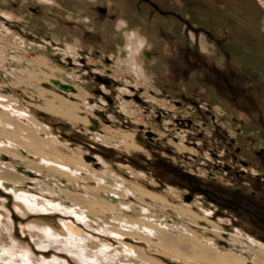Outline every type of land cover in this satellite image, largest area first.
<instances>
[{
  "label": "rangeland",
  "instance_id": "rangeland-1",
  "mask_svg": "<svg viewBox=\"0 0 264 264\" xmlns=\"http://www.w3.org/2000/svg\"><path fill=\"white\" fill-rule=\"evenodd\" d=\"M42 1L0 0V22L30 45L24 58L46 56L48 65L57 68L54 75L71 87L57 85L61 94L88 107L93 118L85 114L88 124H80L45 111L40 112L48 119L36 117L39 101L22 90L23 102L16 105L42 122L52 140L69 145L62 149L65 154L75 156L73 150L85 164L161 193L177 189V202L197 207L227 232L263 243L264 8L256 0ZM120 18L150 44L141 54L147 82L115 62L126 55L115 30ZM1 36L8 38L6 32ZM2 44L10 45L8 40ZM3 89L0 93H10ZM79 89L85 90L80 98L75 95ZM118 129L134 133L142 148L126 150L109 138L110 130ZM176 168L193 180L180 178ZM190 182L194 191L187 190ZM11 188L0 186L1 223L9 234L0 231V247L8 237L34 251L37 260L57 256L81 264L66 250L38 248L32 228L63 229L60 213L18 209ZM108 237L100 239L115 247L122 239ZM11 244L8 248L16 250ZM157 257L167 264H193Z\"/></svg>",
  "mask_w": 264,
  "mask_h": 264
},
{
  "label": "bare ground",
  "instance_id": "bare-ground-1",
  "mask_svg": "<svg viewBox=\"0 0 264 264\" xmlns=\"http://www.w3.org/2000/svg\"><path fill=\"white\" fill-rule=\"evenodd\" d=\"M256 1L264 8V0ZM4 28L0 22V90L5 88L3 91L10 93H0V186L12 185L10 191L20 210L25 207L32 212L60 213L63 229L56 230L48 224L31 227L38 248L66 250L81 264H167L157 255L193 264H264V242L241 232H227L197 207L177 202V189L161 193L108 168L100 170L85 164L73 150L75 156L65 154L62 149L68 150L69 145L48 136L47 128L36 119L48 115L40 111L80 124H88L85 114L93 116L87 112L88 107L61 94L55 82H66L54 75L57 68L48 65L46 56L24 58L30 45ZM2 32L8 38L2 37ZM4 40L10 45L2 44ZM76 43L79 46V37ZM140 60L144 65L142 56ZM18 90L39 101L38 111H33L35 118L16 105L23 102ZM84 91L80 90L76 97L83 96ZM126 107L133 113L130 104ZM109 138L126 150L141 147L136 135L128 130H110ZM18 165L43 177L22 173ZM0 211V231L5 236L7 229L2 228L4 215ZM95 234L122 239L115 247ZM4 238L6 246L0 247V264H69L55 255L52 260L43 255L37 260L34 251L12 238ZM9 243H15L11 245H17L16 250L8 248Z\"/></svg>",
  "mask_w": 264,
  "mask_h": 264
},
{
  "label": "clouds",
  "instance_id": "clouds-1",
  "mask_svg": "<svg viewBox=\"0 0 264 264\" xmlns=\"http://www.w3.org/2000/svg\"><path fill=\"white\" fill-rule=\"evenodd\" d=\"M115 30L121 34L124 44L122 51L126 54L116 59V64L126 69L137 81L147 82L150 77L145 71L141 54L150 47L147 38L138 28H129L128 21L120 18L115 23Z\"/></svg>",
  "mask_w": 264,
  "mask_h": 264
},
{
  "label": "flooded vegetation",
  "instance_id": "flooded-vegetation-1",
  "mask_svg": "<svg viewBox=\"0 0 264 264\" xmlns=\"http://www.w3.org/2000/svg\"><path fill=\"white\" fill-rule=\"evenodd\" d=\"M227 168H229V166H227ZM176 169H179V168H176ZM178 171H180V173H178V175H180V178H182V179H184V180H187V181H191V180H193V176L191 175V173H189V172H187V171H182V170H178ZM175 172V171H174ZM176 173V172H175ZM190 185V186H189ZM188 185V188H187V190H190V191H194L193 190V184H192V182H190V184Z\"/></svg>",
  "mask_w": 264,
  "mask_h": 264
},
{
  "label": "water",
  "instance_id": "water-1",
  "mask_svg": "<svg viewBox=\"0 0 264 264\" xmlns=\"http://www.w3.org/2000/svg\"><path fill=\"white\" fill-rule=\"evenodd\" d=\"M55 83H56L57 85H59V87H63V88H66V89L70 88V87H68V85L61 84V83H59L58 81H56ZM48 86H49V85H48ZM46 119H48V117H47Z\"/></svg>",
  "mask_w": 264,
  "mask_h": 264
}]
</instances>
